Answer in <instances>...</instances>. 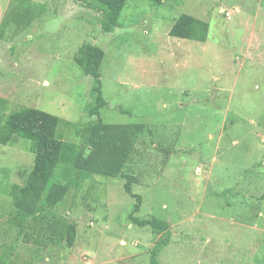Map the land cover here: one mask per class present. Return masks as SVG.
<instances>
[{
	"label": "rangeland",
	"instance_id": "obj_1",
	"mask_svg": "<svg viewBox=\"0 0 264 264\" xmlns=\"http://www.w3.org/2000/svg\"><path fill=\"white\" fill-rule=\"evenodd\" d=\"M93 0H0V86L13 97L0 125L20 107L69 123L58 125L63 149L54 179L74 178L54 211L40 209L16 241L15 173L33 154L0 145V255L6 264H264V0H127L118 26L102 33ZM181 14L209 24L206 42L168 35ZM91 44L99 68L106 124L142 130L122 174H78L85 127L97 122L96 80L74 63ZM140 220L156 218L154 233ZM73 223L75 243L65 246Z\"/></svg>",
	"mask_w": 264,
	"mask_h": 264
},
{
	"label": "trees",
	"instance_id": "obj_2",
	"mask_svg": "<svg viewBox=\"0 0 264 264\" xmlns=\"http://www.w3.org/2000/svg\"><path fill=\"white\" fill-rule=\"evenodd\" d=\"M127 0H93L90 8L100 14V29L102 33H111L119 24V18ZM160 3L162 0H147ZM209 24L187 14H181L171 25L168 35L204 43L207 40ZM104 58V52L91 44L82 45L74 56V63L84 75L96 80L93 88L96 94L95 105L89 114L96 116L97 122L85 127V148L75 156L72 167L80 174L115 177L122 174L137 144L138 135L142 130L139 124H106L99 118L100 110L106 107L100 87L99 68ZM68 126L69 123L49 113L30 107H20L12 111L0 126V145H6L17 133H22L35 139L34 160L32 170L24 177L21 185L12 184L6 193L11 197L13 215L10 225L16 230V241L25 232V225L40 209L54 211L61 204L70 188L76 184L74 178L59 181L54 179V171L59 164L63 149L62 139L57 135L58 125ZM89 134V135H88ZM126 179L124 191L135 199L130 220L138 226H149L152 232L160 233L168 230L166 222L151 218L140 220L133 216L139 212L141 197L132 192V177ZM76 239L73 223L68 224L65 246L71 248ZM158 241L152 248L149 257L150 264H159L156 257ZM12 245L0 255V264H6L7 251H12Z\"/></svg>",
	"mask_w": 264,
	"mask_h": 264
},
{
	"label": "crops",
	"instance_id": "obj_3",
	"mask_svg": "<svg viewBox=\"0 0 264 264\" xmlns=\"http://www.w3.org/2000/svg\"><path fill=\"white\" fill-rule=\"evenodd\" d=\"M4 84H10L11 85L12 83L6 82ZM4 84H2L0 86V120L3 116L4 108L7 107V105L14 106V104L16 103V102L14 103L13 97L10 94L7 95L4 93L3 88H2ZM34 144H35L34 138L27 136L25 134H22V133H17L12 137V139L6 145H12V149H13L14 155L16 157L24 158V156H22L24 154L29 153V154L34 155ZM4 173H5L4 169L1 168L0 169V178H2ZM15 174L21 180V183L20 184L18 183V185H21L23 183L24 177L27 174H25V172H22V171H19Z\"/></svg>",
	"mask_w": 264,
	"mask_h": 264
},
{
	"label": "bare ground",
	"instance_id": "obj_4",
	"mask_svg": "<svg viewBox=\"0 0 264 264\" xmlns=\"http://www.w3.org/2000/svg\"><path fill=\"white\" fill-rule=\"evenodd\" d=\"M89 135V134H88Z\"/></svg>",
	"mask_w": 264,
	"mask_h": 264
}]
</instances>
